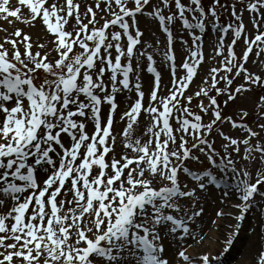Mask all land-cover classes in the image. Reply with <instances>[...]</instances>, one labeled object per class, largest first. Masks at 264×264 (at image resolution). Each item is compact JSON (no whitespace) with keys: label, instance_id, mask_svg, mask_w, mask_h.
<instances>
[{"label":"snow or ice","instance_id":"1","mask_svg":"<svg viewBox=\"0 0 264 264\" xmlns=\"http://www.w3.org/2000/svg\"><path fill=\"white\" fill-rule=\"evenodd\" d=\"M0 19L37 29L0 27V264H220L208 197L231 203L224 253L264 210V0H0Z\"/></svg>","mask_w":264,"mask_h":264},{"label":"rangeland","instance_id":"2","mask_svg":"<svg viewBox=\"0 0 264 264\" xmlns=\"http://www.w3.org/2000/svg\"><path fill=\"white\" fill-rule=\"evenodd\" d=\"M227 21V13L222 16V22ZM245 22L247 23V18H245ZM2 23L6 24L5 27L7 29V33L11 34V32L19 27L23 28L26 32L30 31L33 36H35L37 29H29L25 25L17 23V24H10L7 21H3ZM141 28L145 29L146 27H151L153 31L156 30L155 24H149L148 21L142 20L141 21ZM249 27H251L249 25ZM6 33L3 31H0V37L5 36ZM150 35V33H149ZM216 39V33L209 31L206 35L205 40V56H206V63L204 64V68L208 69L211 66H214L216 64L215 60H212L211 57L214 55L212 52V43ZM237 50H239V45L237 46ZM201 75H204L203 72L200 73ZM145 83L147 84L149 76L147 73L144 74ZM167 79V77H165ZM196 84H199V80H197L193 85H191V89L194 91L196 88ZM223 86V85H221ZM255 99V94L250 95L248 99H244L242 97H238V100L236 102L230 103V106L225 109L227 114H231L233 111H235L238 107H245L251 110V108L254 106L253 101ZM221 103L223 101V97L220 98ZM225 131L228 130L227 125H225L224 128ZM233 135H236V132L233 131ZM195 167V165H193ZM237 197L233 196L232 200H235ZM221 193L220 190H215L214 194L210 195L206 202V214L203 219V223L198 226L199 228H203L204 234L211 236V242L205 241L204 247L206 250H212L213 252H222V247H224V238L227 226L232 223L233 221L231 218H219L216 217L217 211H224L228 212L231 208V203H222L221 202ZM261 219H264V210L261 209L259 204L253 209L249 211V216H246L245 221L241 224V232L238 236V242L234 243L233 246V252L230 253L228 251L227 257L226 255H223V252L221 253L222 257L220 259V264H248V261L250 260V250H249V243L250 240L253 237V229H259ZM217 220L216 224H213L212 221ZM222 230V231H221ZM229 254V255H228Z\"/></svg>","mask_w":264,"mask_h":264},{"label":"bare ground","instance_id":"3","mask_svg":"<svg viewBox=\"0 0 264 264\" xmlns=\"http://www.w3.org/2000/svg\"><path fill=\"white\" fill-rule=\"evenodd\" d=\"M4 20H2V19H0V27H5L6 26V24H4V23H2ZM6 29V28H5ZM222 231V230H221ZM233 252V248L231 247V250H230V253H232ZM229 255V254H228ZM226 257H227V255H226Z\"/></svg>","mask_w":264,"mask_h":264}]
</instances>
